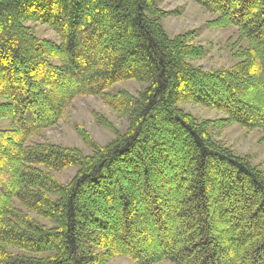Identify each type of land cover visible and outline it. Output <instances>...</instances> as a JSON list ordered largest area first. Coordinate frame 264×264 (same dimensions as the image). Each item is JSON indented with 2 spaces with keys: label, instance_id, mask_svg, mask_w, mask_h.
Returning <instances> with one entry per match:
<instances>
[{
  "label": "trees",
  "instance_id": "trees-1",
  "mask_svg": "<svg viewBox=\"0 0 264 264\" xmlns=\"http://www.w3.org/2000/svg\"><path fill=\"white\" fill-rule=\"evenodd\" d=\"M191 1L215 16L210 27L236 29L230 68L191 65L203 48L192 32L168 37L154 0H0V120L12 125L0 130V264H264V172L210 134L264 132V0ZM125 80L147 87L106 92ZM82 96L126 117V130L101 146L76 125L90 155L28 143ZM181 102L226 118L199 121ZM69 167L66 183L52 175Z\"/></svg>",
  "mask_w": 264,
  "mask_h": 264
},
{
  "label": "rangeland",
  "instance_id": "rangeland-1",
  "mask_svg": "<svg viewBox=\"0 0 264 264\" xmlns=\"http://www.w3.org/2000/svg\"><path fill=\"white\" fill-rule=\"evenodd\" d=\"M158 8L166 15L160 19V24L168 37L172 38L180 34L192 32L191 44L203 48V56L187 61L194 67L203 70H218L230 68L236 60L233 58L232 45L235 43L237 34L234 27L217 29L210 27L208 22L215 18L213 14L206 12L201 6L191 0H154ZM24 26L28 27L37 38L46 39L56 44L60 43L58 35L46 24L27 21ZM243 43L242 45H244ZM58 65L57 60L52 61ZM147 84L135 80L120 81L106 92L114 94L118 91H125L131 95H137L144 90ZM3 99L0 98V103ZM178 108L185 113L192 115L197 120H220L226 116L219 111L212 110L197 104L181 102ZM101 115L108 120L114 130L101 127L96 122V115ZM82 127L98 145H106L114 139L116 132L123 133L127 127V118L119 117L98 96H82L74 99L66 108L65 117L54 127L45 130L40 136L32 137L28 143L42 141L53 144L75 147L83 154L90 155V148L80 139L75 131V126ZM10 120H0V130H11ZM211 137L231 149L239 156H245L254 166H260L264 172V132L260 129L247 130L237 124H227L221 128L214 127L210 130ZM77 167H69L59 173L52 175L61 183L68 182L76 173ZM56 198L55 195H51ZM41 224L52 227L49 220L36 217ZM106 264H133L132 260L125 256H116ZM157 264H172L163 261Z\"/></svg>",
  "mask_w": 264,
  "mask_h": 264
}]
</instances>
